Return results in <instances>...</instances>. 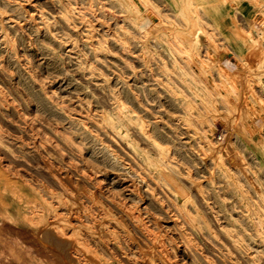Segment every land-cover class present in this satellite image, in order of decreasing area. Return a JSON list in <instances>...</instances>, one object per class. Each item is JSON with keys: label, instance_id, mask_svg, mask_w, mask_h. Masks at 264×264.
I'll list each match as a JSON object with an SVG mask.
<instances>
[{"label": "rangeland", "instance_id": "rangeland-1", "mask_svg": "<svg viewBox=\"0 0 264 264\" xmlns=\"http://www.w3.org/2000/svg\"><path fill=\"white\" fill-rule=\"evenodd\" d=\"M107 221L110 264H264V0H0V264Z\"/></svg>", "mask_w": 264, "mask_h": 264}, {"label": "bare ground", "instance_id": "bare-ground-1", "mask_svg": "<svg viewBox=\"0 0 264 264\" xmlns=\"http://www.w3.org/2000/svg\"><path fill=\"white\" fill-rule=\"evenodd\" d=\"M16 2V1H15ZM224 2V1H223ZM22 4V3H21ZM18 5V4H17ZM20 6V5H19ZM79 7V6H78ZM37 15V14H36ZM155 17V16H154ZM8 18V17H7ZM158 23V22H157ZM156 23V24H157ZM95 28V27H94ZM154 31V30H153ZM95 33V32H94ZM28 34V33H27ZM149 34V33H148ZM97 38V37H96ZM106 39V38H105ZM89 41V40H88ZM96 46V45H95ZM79 60V59H78ZM92 64V63H91ZM14 72V71H13ZM11 73V72H10ZM201 80V79H200ZM93 83V82H92ZM3 91V90H2ZM6 91V90H5ZM10 98V97H9ZM113 102V101H112ZM14 104V103H13ZM19 115V114H18ZM46 117V116H45ZM28 118V117H27ZM14 121V120H13ZM41 128V127H40ZM37 129V128H36ZM203 130V129H202ZM107 132V131H106ZM123 132V131H122ZM7 133V132H6ZM44 133V132H43ZM92 133V132H91ZM48 136V135H47ZM46 136V137H47ZM30 137V136H29ZM45 137V136H44ZM211 138V137H210ZM4 139V138H3ZM44 139V138H43ZM20 141V140H19ZM45 146V145H44ZM57 148V147H56ZM55 150V149H54ZM17 156V155H16ZM67 160V159H66ZM98 160V159H97ZM48 161V160H47ZM51 163V162H50ZM78 167V166H77ZM56 169V168H55ZM78 169V168H77ZM17 171V170H16ZM49 171V170H48ZM60 171V170H59ZM64 171V170H63ZM78 171V170H77ZM15 174V173H14ZM62 174V173H61ZM72 175V174H71ZM81 175V174H80ZM86 175V174H85ZM58 176H59V174H58ZM66 176V175H65ZM64 176V177H65ZM60 180H61V178H60ZM90 180V179H89ZM23 183H25V182H23ZM67 183V182H66ZM100 183V182H99ZM100 185V184H99ZM98 185V186H99ZM75 187V186H74ZM62 188V187H61ZM47 189V188H46ZM63 189V188H62ZM68 189H69V186H68ZM98 189V188H97ZM71 190V189H70ZM81 190V189H80ZM99 190V189H98ZM64 191V190H63ZM83 191V190H82ZM87 191V190H86ZM103 191V190H102ZM74 192V191H73ZM65 193V192H64ZM80 193H81V191H80ZM68 194V193H67ZM93 194V193H92ZM110 195V194H109ZM75 197V196H74ZM85 197V196H84ZM107 197V196H106ZM77 201V200H76ZM98 201V200H97ZM114 202H115V200H114ZM124 202V201H123ZM67 205V204H66ZM106 205V204H105ZM81 206V205H80ZM107 206V205H106ZM92 208V207H91ZM123 208L121 207V210H122ZM134 209V208H133ZM70 210V209H69ZM111 210V209H110ZM120 210V211H121ZM125 210V209H124ZM36 211V210H35ZM129 211L130 210H126V211H122L123 212V214L122 215H124V218L127 220V221H129L131 224H133V226H135L136 228H137V230L139 229L140 231H143L144 230V226H143V224L139 221V219H138V217L136 216V215H134V214H132V213H129ZM75 213V212H74ZM33 214V213H32ZM35 214V213H34ZM114 214V213H113ZM103 215V214H102ZM53 216V221L54 222H52V223H49V225H44V226H46V227H44V229H43V231L44 232H47V231H52V232H54V233H56V234H59V235H62L63 237H65L66 236V232H64V229H60V227H59V225L57 224V218H56V216H55V214L54 215H52ZM74 216V215H73ZM86 216H87V214H86ZM60 217H62V216H60ZM76 217V216H75ZM142 217V216H141ZM93 219V218H92ZM177 219V218H176ZM80 220V219H79ZM70 222V221H69ZM95 222V220L93 219V223ZM127 224V223H126ZM94 225V224H93ZM98 225V227L97 228H99V230L100 231H102L101 233V237H99V236H96V232L93 230V231H89L88 233H85V235L83 236L84 238L83 239H81V241H79V240H77V239H75V238H73V239H75V240H72V242L70 243V246H69V248H68V254L75 260V263L76 264H110L107 260H105V259H102V260H100V259H93L92 258V256L90 255V252L89 251H87L86 249H85V242H88V241H93V242H97V243H99L102 247H104V248H111V245H113V247H114V249H116L119 253H121V254H124V248H123V245H122V243L120 242V241H113L112 242V244L110 243V241H107V240H103V238L102 237H104L103 236V234H108L111 230V228L113 227V226H116V224L113 222V221H107V222H102V223H97L96 224V226ZM145 225V224H144ZM95 226V227H96ZM77 227V226H76ZM92 229V228H91ZM149 229V228H148ZM110 230V231H109ZM113 231V230H112ZM139 231V232H140ZM144 232H146V231H144ZM116 233H118V232H116ZM147 233V232H146ZM158 233V232H157ZM123 234V233H122ZM126 234V233H125ZM111 235V234H110ZM109 235V236H110ZM120 235V234H119ZM141 235H142V233H141ZM144 235V234H143ZM146 235V234H145ZM168 235V234H167ZM62 236H60V237H62ZM108 236V237H109ZM123 236V235H122ZM148 236V235H147ZM68 237V236H67ZM150 237V236H149ZM160 237V236H159ZM125 238V237H124ZM144 238H146V237H144ZM123 239V238H122ZM148 239H150V238H148ZM60 240V239H59ZM137 240V239H136ZM151 240V239H150ZM123 241H125V240H123ZM152 241V240H151ZM42 242V241H41ZM65 243V242H64ZM110 243V244H109ZM125 243H127V242H125ZM130 243V242H129ZM68 245H69V243H68ZM88 245H89V243H88ZM45 246V245H44ZM47 246V245H46ZM129 246V245H128ZM177 246V245H176ZM142 247V246H141ZM88 249V248H87ZM114 249H112V250H114ZM155 251H156V254H159V255H162L163 256V251H164V249H163V247H161V246H156L155 247ZM127 252V251H126ZM67 253V252H66ZM116 254V253H115ZM143 254V253H142ZM144 255V254H143ZM123 256V255H122ZM181 256V255H180ZM119 257V256H118ZM95 258H97V257H95ZM116 259V258H115ZM119 260V259H118ZM134 260V259H133ZM136 262V261H135ZM141 263L142 264H166L165 263V261L163 260V259H160V258H158L157 260H155V261H150V260H145V259H143L142 261H141ZM136 264V263H135Z\"/></svg>", "mask_w": 264, "mask_h": 264}]
</instances>
